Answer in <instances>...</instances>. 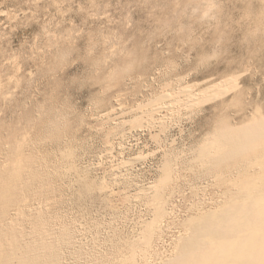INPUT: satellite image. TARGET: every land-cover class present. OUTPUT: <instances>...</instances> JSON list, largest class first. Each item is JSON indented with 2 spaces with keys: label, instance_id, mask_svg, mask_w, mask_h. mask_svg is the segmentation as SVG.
Segmentation results:
<instances>
[{
  "label": "rangeland",
  "instance_id": "374dc122",
  "mask_svg": "<svg viewBox=\"0 0 264 264\" xmlns=\"http://www.w3.org/2000/svg\"><path fill=\"white\" fill-rule=\"evenodd\" d=\"M239 128L242 155H199ZM263 157L264 0H0V232H69L62 264L168 262Z\"/></svg>",
  "mask_w": 264,
  "mask_h": 264
},
{
  "label": "bare ground",
  "instance_id": "6f19581e",
  "mask_svg": "<svg viewBox=\"0 0 264 264\" xmlns=\"http://www.w3.org/2000/svg\"><path fill=\"white\" fill-rule=\"evenodd\" d=\"M231 82L221 81L205 87L200 92L203 101L223 98L229 91ZM180 93H184L188 103L196 100L193 99L194 94H187L185 89ZM195 96L198 98L199 95ZM243 129L226 133L212 147L211 152L203 146L199 155L206 157V162L211 166L242 155L244 151L241 149L255 139L253 135L250 137L245 134ZM259 165L260 174L254 178L247 177L245 183L223 203L220 210L202 212L203 214L190 219V232L181 238L177 255L160 264H264V157ZM17 190V185L9 184L0 194L1 213L10 210L9 207L19 200ZM61 236L50 240L44 234L37 240L23 243V239L15 231L10 234L0 232V264H62L63 249H59L58 245L70 244L71 237L65 231Z\"/></svg>",
  "mask_w": 264,
  "mask_h": 264
}]
</instances>
